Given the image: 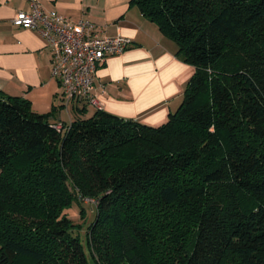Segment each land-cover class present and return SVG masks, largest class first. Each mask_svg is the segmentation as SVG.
Masks as SVG:
<instances>
[{
    "label": "trees",
    "instance_id": "1",
    "mask_svg": "<svg viewBox=\"0 0 264 264\" xmlns=\"http://www.w3.org/2000/svg\"><path fill=\"white\" fill-rule=\"evenodd\" d=\"M129 5L194 68L182 102L156 128L95 111L59 132L0 92V264H264V0Z\"/></svg>",
    "mask_w": 264,
    "mask_h": 264
},
{
    "label": "crops",
    "instance_id": "2",
    "mask_svg": "<svg viewBox=\"0 0 264 264\" xmlns=\"http://www.w3.org/2000/svg\"><path fill=\"white\" fill-rule=\"evenodd\" d=\"M38 2L45 11L90 23L104 36L131 41L128 49L106 57L95 71L93 96L103 112L156 128L178 109L194 68L177 57L176 45L130 7L129 0ZM17 11H30L28 0H0V92L27 99L33 112L49 115L50 124L67 127L76 117L86 119L89 107L80 112L62 106L46 40L36 31L14 27L11 20Z\"/></svg>",
    "mask_w": 264,
    "mask_h": 264
},
{
    "label": "built area",
    "instance_id": "3",
    "mask_svg": "<svg viewBox=\"0 0 264 264\" xmlns=\"http://www.w3.org/2000/svg\"><path fill=\"white\" fill-rule=\"evenodd\" d=\"M30 11H17L11 20L14 27L39 33L50 51V74L61 90L65 109L93 108L102 111L93 96V77L97 67L111 55H118L132 43L122 36H104L90 23L71 21L54 11L43 10L38 0H28ZM76 106V107H75ZM53 126L59 132L61 123ZM68 126L66 127V129Z\"/></svg>",
    "mask_w": 264,
    "mask_h": 264
},
{
    "label": "rangeland",
    "instance_id": "4",
    "mask_svg": "<svg viewBox=\"0 0 264 264\" xmlns=\"http://www.w3.org/2000/svg\"><path fill=\"white\" fill-rule=\"evenodd\" d=\"M91 111V108L87 110V118L93 116L95 110H93L94 112L90 114ZM68 191H72L70 187H68ZM81 212H83L82 215ZM64 214L67 215L68 219L71 220L73 224L80 227L78 234L83 244H85L87 226L93 221L95 216V201L92 199H80L78 202H73L71 206L64 212ZM86 255H88L87 251Z\"/></svg>",
    "mask_w": 264,
    "mask_h": 264
}]
</instances>
